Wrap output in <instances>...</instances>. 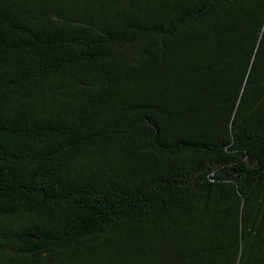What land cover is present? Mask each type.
<instances>
[{
  "label": "trees",
  "instance_id": "obj_1",
  "mask_svg": "<svg viewBox=\"0 0 264 264\" xmlns=\"http://www.w3.org/2000/svg\"><path fill=\"white\" fill-rule=\"evenodd\" d=\"M0 264H264V0H0Z\"/></svg>",
  "mask_w": 264,
  "mask_h": 264
}]
</instances>
